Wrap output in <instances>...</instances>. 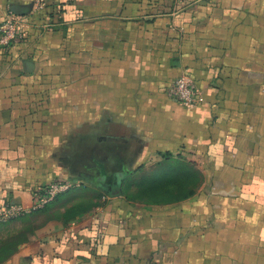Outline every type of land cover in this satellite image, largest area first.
Masks as SVG:
<instances>
[{
	"label": "crops",
	"instance_id": "crops-1",
	"mask_svg": "<svg viewBox=\"0 0 264 264\" xmlns=\"http://www.w3.org/2000/svg\"><path fill=\"white\" fill-rule=\"evenodd\" d=\"M0 264H264V0H0ZM186 71L201 101L166 89Z\"/></svg>",
	"mask_w": 264,
	"mask_h": 264
},
{
	"label": "built area",
	"instance_id": "built-area-1",
	"mask_svg": "<svg viewBox=\"0 0 264 264\" xmlns=\"http://www.w3.org/2000/svg\"><path fill=\"white\" fill-rule=\"evenodd\" d=\"M183 1L174 0L176 4H182ZM42 4L43 0H38V5L41 6ZM21 24V18L8 10L4 19L0 22V50H9L16 41L23 38L24 33L20 29ZM166 94L170 99L188 109L193 108L202 100L200 93L195 89L192 78L186 71L181 72L179 76L172 80L166 89ZM69 189L70 184L68 182H51L33 193L34 201L30 209H23L14 204L3 205L0 208V221H10L41 210L53 202L58 195Z\"/></svg>",
	"mask_w": 264,
	"mask_h": 264
}]
</instances>
